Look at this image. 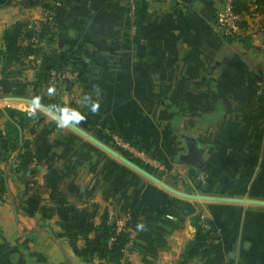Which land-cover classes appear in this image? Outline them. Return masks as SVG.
<instances>
[{"label": "crops", "instance_id": "crops-1", "mask_svg": "<svg viewBox=\"0 0 264 264\" xmlns=\"http://www.w3.org/2000/svg\"><path fill=\"white\" fill-rule=\"evenodd\" d=\"M12 2L0 12V50L5 20L33 21L46 11L54 40L36 56L37 68L24 67L20 80L31 83L24 96L0 93V109H29L39 97L49 110L40 106L23 129L34 160L19 174L11 171L17 153L7 152L0 115V175L7 187L0 200V264H111L83 257L102 248L104 212L130 232L124 264H181L199 213L215 241L187 264H247L264 246V206L179 196L92 138L108 147L114 144L109 130L132 138L159 159V173H150L176 190L264 199V32L240 41L222 36L216 15L224 0H140L136 30L124 0ZM46 66L75 69L79 79L55 86L49 96ZM94 85L102 91L95 115L83 104ZM46 98L85 114L75 126L87 135L58 127ZM191 138L208 175L186 161Z\"/></svg>", "mask_w": 264, "mask_h": 264}, {"label": "trees", "instance_id": "trees-1", "mask_svg": "<svg viewBox=\"0 0 264 264\" xmlns=\"http://www.w3.org/2000/svg\"><path fill=\"white\" fill-rule=\"evenodd\" d=\"M236 7L238 9L244 6V0H235ZM31 21L29 20H17L16 22L7 26L2 34V40L4 43V48L0 50V53L4 57L3 68L0 73V93L4 96H24L27 92V88L31 84L30 82H24L20 80V77L23 73V69H20L17 64H22L23 60L30 54H36L41 56L45 53V47L33 48L31 44L23 45L22 39L31 38L33 32L30 30L29 25ZM40 37L45 39V44L48 46L54 40V34L52 33V26L49 22L43 23L42 32ZM245 38L244 40H246ZM231 41V40H229ZM19 69H18V68ZM50 68H58L55 66H46L44 68V81H48V71ZM41 69L39 70L41 72ZM41 74V73H40ZM69 85L68 87H71ZM44 102L48 106L53 107H62L58 101L54 99H44ZM5 110L8 114L15 120L22 129H25L29 126L31 121H34L37 118V114L33 117H29L26 111L5 107ZM0 115L3 116V110L0 109ZM6 129V142H7V152L17 153L16 162L12 168V172L19 174L28 169V167L33 163L34 156L31 151V143L29 140L24 139L23 143L20 142L19 130L15 124L6 120L5 122ZM113 132H117L113 130ZM118 133V132H117ZM126 138V137H124ZM130 141L134 142V145L139 149H144L154 158L158 159L151 150L146 149L140 143L135 142L132 138H127ZM118 149L122 154L128 159L132 160L136 164L140 165L149 172L157 171L156 168L152 167L150 164L144 162L140 158L134 156L128 151L123 150L122 148ZM10 159V158H9ZM159 160V159H158ZM10 161V160H9ZM200 172L208 175L210 173V168L206 164L199 166ZM200 181V185H201ZM7 192L6 181L4 174L0 175V200L2 199L3 194ZM135 212V207L133 206L130 209V214L133 216ZM192 225L195 227L196 233L194 238L188 243L186 250L182 255V263L187 264L193 257H195L203 248L208 245H211L215 241V236L211 229H206L205 224L209 222L205 220L201 213L195 215L191 219ZM136 226V222L131 223V228ZM102 234L101 244L102 248L100 250H89L86 254L83 255L86 262H93L95 258L104 260L111 264H124V251L126 245L130 241V232L125 228L118 230L116 222H110L109 213L104 212L101 217V223L98 226ZM3 238L2 230L0 228V239Z\"/></svg>", "mask_w": 264, "mask_h": 264}, {"label": "built area", "instance_id": "built-area-1", "mask_svg": "<svg viewBox=\"0 0 264 264\" xmlns=\"http://www.w3.org/2000/svg\"><path fill=\"white\" fill-rule=\"evenodd\" d=\"M128 7V13L131 20L132 28L136 30L138 26V12L140 0H124ZM244 6L240 9L236 7L235 0H224L222 7L216 15L218 29L222 36L231 41L244 40L249 36H256L264 32V0H244ZM52 14L46 11L41 19L31 21L29 28L33 32L31 38L22 39L23 45L31 44L33 48L44 46L45 39L40 37L42 25L46 22H51ZM264 47V46H263ZM36 54H30L26 57V61L33 67L37 68ZM79 73L71 68H50L48 71V83L52 86H69L77 83ZM261 84L264 89V71L261 75ZM113 138L114 144L125 151L130 152L134 156L140 158L144 162L153 167L160 168V161L146 152L144 149H139L134 145V142L124 138L119 133L113 130L107 131ZM201 183H205V174L200 177ZM116 226L118 230L124 229L125 222L117 220ZM206 229H211V226L206 223ZM222 264H230L223 262Z\"/></svg>", "mask_w": 264, "mask_h": 264}, {"label": "water", "instance_id": "water-1", "mask_svg": "<svg viewBox=\"0 0 264 264\" xmlns=\"http://www.w3.org/2000/svg\"><path fill=\"white\" fill-rule=\"evenodd\" d=\"M10 1L11 0H5L4 3L0 4V7L6 6ZM3 62H4V57L0 53V73H1L2 68H3ZM0 99H1V96H0ZM5 99H12V98L7 97ZM13 99H20V98H13ZM40 106L45 108L46 110H48V108H46L45 106H43V105H40ZM2 110H3V113H4V116H5L6 120H9L10 122H12L13 124H15L17 126V128L19 130L20 142L22 144L23 140H24V133H23L22 127L15 120L12 119V117L8 114V112L5 110V108H2ZM50 112H52V111H50ZM54 115H55V113H54ZM72 127L75 128L76 130H78L79 132L83 133L84 135H87V133L82 131L77 126L73 125ZM58 131H60V128L58 129ZM92 139L97 144L102 146L105 150H107L109 153L113 154L119 160H121L126 165H128L129 167H131L134 170L138 171L139 173H141L146 178H148V179L160 184L162 187H164L168 191L173 192V193H175V194H177L179 196H182V197H185V198H188V199H194V200H211V201H222V202H231V203H239V204H249V205H256V206H264V199L212 197V196H205V195L189 194V193H185V192L176 190L172 186L168 185L166 182L162 181L161 179H159L158 177H156L155 175L150 173L148 170L144 169L140 165L136 164L132 160H130L127 157H125L119 151L106 146L105 144H103L102 142H100V141H98V140H96L94 138H92ZM190 140H193V145H190L188 143L190 155L186 158V161L190 162V163H193V164H195V165H197L199 167V166H201L203 164V161H202V150L198 148L197 143H196V141L193 138L189 139V142H190Z\"/></svg>", "mask_w": 264, "mask_h": 264}, {"label": "clouds", "instance_id": "clouds-1", "mask_svg": "<svg viewBox=\"0 0 264 264\" xmlns=\"http://www.w3.org/2000/svg\"><path fill=\"white\" fill-rule=\"evenodd\" d=\"M56 93L55 86H50L48 88V95L53 96ZM101 94L102 91L99 86H93L91 93H85L83 96L84 107L87 108L92 114H98L101 107ZM40 108V99L39 97L34 98L32 101L31 107L28 109V116L33 117L36 115L37 110ZM55 119L58 127L66 128L73 125H79L84 122L87 117L81 111L70 108V107H54L53 109ZM142 228L143 225H140Z\"/></svg>", "mask_w": 264, "mask_h": 264}, {"label": "rangeland", "instance_id": "rangeland-1", "mask_svg": "<svg viewBox=\"0 0 264 264\" xmlns=\"http://www.w3.org/2000/svg\"><path fill=\"white\" fill-rule=\"evenodd\" d=\"M13 0H11L6 6H2V7H0V12H2V10H3V12H5L6 10H8V8L11 6V4L13 3L12 2ZM5 2V0H0V4H2V3H4ZM7 19V18H6ZM9 20H12V18H9ZM24 20H27V19H24ZM29 21V20H28ZM9 21H4V24H5V27H4V29L7 27V26H9L10 25V23H8ZM12 24V23H11ZM4 29H3V31H4ZM3 34V33H2ZM26 60V59H25ZM25 60H23V62H22V64L20 65V64H17V66L20 68V69H24V67L26 66V65H28L29 63L27 62V61H25ZM30 65V64H29ZM17 67V68H18ZM18 68V69H19ZM264 71V70H263ZM263 71H262V73H263ZM262 73H261V75H262ZM21 107H19V110H22V111H26V110H28L27 108H25L24 106H22V105H20ZM110 147H112L113 149H115V150H117V151H119L120 153H122L119 149H118V147L115 145V144H113V146H110ZM158 172V170L155 172V173H157ZM159 173V172H158ZM230 263V262H229ZM231 264V263H230ZM247 264H264V246L261 244V245H259V248H257V249H255V251L251 254V257L248 259V263Z\"/></svg>", "mask_w": 264, "mask_h": 264}]
</instances>
